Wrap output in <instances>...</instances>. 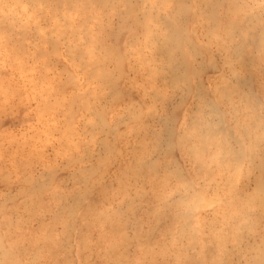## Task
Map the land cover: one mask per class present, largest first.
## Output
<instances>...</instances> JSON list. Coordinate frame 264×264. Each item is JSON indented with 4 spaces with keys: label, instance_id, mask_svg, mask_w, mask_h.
Returning a JSON list of instances; mask_svg holds the SVG:
<instances>
[{
    "label": "rangeland",
    "instance_id": "rangeland-1",
    "mask_svg": "<svg viewBox=\"0 0 264 264\" xmlns=\"http://www.w3.org/2000/svg\"><path fill=\"white\" fill-rule=\"evenodd\" d=\"M107 2L0 0V264H264V0Z\"/></svg>",
    "mask_w": 264,
    "mask_h": 264
},
{
    "label": "bare ground",
    "instance_id": "bare-ground-1",
    "mask_svg": "<svg viewBox=\"0 0 264 264\" xmlns=\"http://www.w3.org/2000/svg\"><path fill=\"white\" fill-rule=\"evenodd\" d=\"M100 1H103V3L105 5H109L107 0H100ZM229 11L231 12L232 10L230 9ZM246 23H247L248 26H246L245 28H249L250 26L251 27L252 26L253 27L256 26L253 22H251V20L247 21ZM257 26H258V24H257ZM260 27H261L260 28V33L258 32V35H257L258 37H257V39H255L257 42L254 43L255 45H258V46H259V43H261V41H262V43H264V23H262V25ZM161 47H163V44L161 45ZM166 48L167 47L165 46L164 49H166ZM170 56H171V53L168 51L166 53V57L168 59H170L169 58ZM214 90H215L216 94L223 100L224 99L225 100L226 99L229 100V98H228L229 97L228 96L229 93H231V94L235 93L236 96L240 98V100L242 101L243 105H245L244 107H246V109H247V104L245 102H243V101H245V98H246V92L245 91L235 90V92H234V88L232 87V85L229 84L227 81H224V80H219L215 84ZM253 114H252V112H250V114H249V112H247L246 115L244 116L245 118L244 117H243V119L241 118L242 119L241 121L238 120L239 122L237 123V128H238L240 133H244L247 136V138L249 139V141L251 143L262 142V141H264V131L258 130V127L254 124V122L256 120H255V115H253ZM201 137H202V139H200L199 143L197 145L193 146L194 149H198L200 147H203L206 144L213 145L214 147L218 146V145H221V144H219L220 142L216 141V134L213 132L212 128L209 129V130L204 131L202 133ZM204 143H206V144H204ZM199 155H200V153H199Z\"/></svg>",
    "mask_w": 264,
    "mask_h": 264
}]
</instances>
